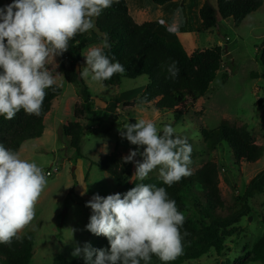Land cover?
<instances>
[{"label": "rangeland", "instance_id": "rangeland-1", "mask_svg": "<svg viewBox=\"0 0 264 264\" xmlns=\"http://www.w3.org/2000/svg\"><path fill=\"white\" fill-rule=\"evenodd\" d=\"M206 0H173L163 6L154 5L151 0H126L133 18L143 16L144 21H158L156 31L167 40H179L187 52L220 46L223 61L219 73L208 92L195 104L180 123L173 122V115L165 110H156L154 103L136 104L125 108L126 103L138 100L148 84V77L123 79L117 86H105L102 82L83 79L95 109L99 111L96 119H81L87 128L82 138L80 151L84 158L78 157L70 147L69 137L63 127L74 120V107L82 103V87L66 82L58 56L50 58L46 67L51 71L62 95L53 102V108L46 116L43 135L24 143L19 153L22 159L35 162L44 174L52 167H59L56 176L47 177V184L35 205L33 221L21 232L34 234L32 259L29 264H52L57 255L68 260L76 246L85 242L95 247L102 236L86 230L92 210L86 202L93 195L107 197L120 191L116 180L99 168L104 154L117 150L124 157L136 145L128 143L120 136L123 124L136 123V119L151 120L158 129L171 124L176 134L187 138L192 146L189 166L191 173L207 162H214L218 168L219 188L224 200V208L217 212L228 217L231 227L237 232L230 237L228 247L222 255L213 250L195 261L186 264H262L250 263V251L264 235V194L250 196L247 193L251 180L264 171V153L254 163L236 161L231 149L224 142L214 146L207 143L201 129L213 130L222 122L231 126L246 125L255 143L264 148V78L258 61V47L264 41V0L262 6L249 14L236 26L232 18L219 19L218 27L210 32L202 30L199 9ZM214 3V0H209ZM13 0H0V8ZM94 19V18H93ZM88 35H91L89 30ZM102 43L90 45L83 53L79 72L86 67L88 50L102 47ZM131 113V114H129ZM162 131L159 133L161 134ZM141 151L143 148L141 147ZM136 159H142L137 157ZM130 182H139L133 176V163L128 166ZM159 177L158 170L148 177ZM86 190V192H85ZM82 193H84L82 195ZM251 208L249 215L240 213L243 207ZM198 227L197 216L190 207L184 210Z\"/></svg>", "mask_w": 264, "mask_h": 264}, {"label": "clouds", "instance_id": "clouds-1", "mask_svg": "<svg viewBox=\"0 0 264 264\" xmlns=\"http://www.w3.org/2000/svg\"><path fill=\"white\" fill-rule=\"evenodd\" d=\"M114 2L119 0H13L0 8V116L11 120L21 110L40 116L45 90L56 83L47 62L67 51L78 33L93 29V18ZM110 47L105 34L102 47L88 50L82 79L103 82L125 73L115 57L105 54L104 49ZM165 68L169 78L179 75L176 61ZM119 132L137 146L122 159L134 164L133 176L138 180L158 170L159 179L171 187L191 175L192 146L171 124L158 129L151 120L136 119L134 124H123ZM46 184L41 167L0 144V244L21 239L19 233L33 221ZM135 185L123 198L120 193L95 194L86 202L92 210L86 230L107 237L110 249H95L85 242L74 248L72 256L82 255L85 264H149L153 256L169 264L182 254L189 233L181 232L185 216L175 200L165 187Z\"/></svg>", "mask_w": 264, "mask_h": 264}, {"label": "trees", "instance_id": "trees-1", "mask_svg": "<svg viewBox=\"0 0 264 264\" xmlns=\"http://www.w3.org/2000/svg\"><path fill=\"white\" fill-rule=\"evenodd\" d=\"M173 0H151L154 5L163 6ZM206 0L199 9L202 30L210 32L218 27L219 19L232 18L239 26L251 13L259 9L263 0ZM95 27L88 33L77 34L69 41V48L58 56L60 65L64 68L63 75L67 83L78 84L82 87L80 106H75L74 120L63 127L64 134L69 137L70 147L78 157L84 158L80 145L87 128L81 123L84 117L96 119L99 115L95 109L94 100L87 89L77 64L81 63L84 51L92 44L102 43L107 34L110 49H104L110 58L115 57L126 69L124 74H114L110 79L102 82L105 86H117L123 79L148 77V84L138 100L124 105L125 108H134L136 104L148 105L154 103L156 110H165L173 115V122L180 123L186 117L190 105L200 100L210 89L216 79L223 61L222 48L214 46L204 50L187 52L179 40H167L156 31L158 21L135 22L129 13L126 0H119L111 7L103 10L99 17L94 18ZM258 61L262 67L264 78V41L257 49ZM172 61L177 62L179 75L169 78L165 65ZM2 71V70H0ZM46 96L40 116L28 115L23 110L7 120L0 116V144L5 148L19 151L20 147L31 140L43 135L45 118L52 110L55 99L62 95V89L54 84L46 89ZM131 114V113H129ZM208 144L224 142L231 149L236 161L254 163L259 160L264 148L257 145L246 125L231 126L222 122L213 130L201 129ZM162 135V133H161ZM130 143V142H128ZM124 156L117 152L104 154L95 163L104 172L112 176L123 194L135 184H155L165 187L169 198L175 200L178 210L184 215V210L190 207L197 216L199 226L185 217L181 232L189 233L183 240V252L169 264H186L200 259L213 250L222 255L228 247L237 228L231 227L228 217L218 214V209L224 208V200L219 188V175L216 163L207 162L191 175L183 177L171 187L164 185L159 177L148 178L139 182H130L128 179L130 163H124ZM248 195L264 194V171L257 174L250 182ZM240 213L249 215L251 208L243 207ZM19 241L13 239L11 245L0 244V264H29L32 259L34 234L25 233ZM93 247V246H92ZM95 249H110L107 237L102 236ZM250 263L264 264V235L254 244L250 251ZM52 264H85L83 256L68 260L57 255ZM141 264H144L142 261ZM149 264H163L158 257L153 256Z\"/></svg>", "mask_w": 264, "mask_h": 264}, {"label": "built area", "instance_id": "built-area-1", "mask_svg": "<svg viewBox=\"0 0 264 264\" xmlns=\"http://www.w3.org/2000/svg\"><path fill=\"white\" fill-rule=\"evenodd\" d=\"M59 172V167H52L51 169H48L45 173L47 177L56 176Z\"/></svg>", "mask_w": 264, "mask_h": 264}, {"label": "crops", "instance_id": "crops-1", "mask_svg": "<svg viewBox=\"0 0 264 264\" xmlns=\"http://www.w3.org/2000/svg\"><path fill=\"white\" fill-rule=\"evenodd\" d=\"M139 18H143V16H139V17H137V18H133L134 20H135V22H137V23H139V24H141V23H143V22H145L144 20H142V19H139ZM56 100V99H55ZM54 100V101H55ZM58 100V99H57ZM53 108V107H52ZM49 114V113H48ZM47 114V115H48ZM46 119V118H45ZM45 129V128H44Z\"/></svg>", "mask_w": 264, "mask_h": 264}, {"label": "water", "instance_id": "water-1", "mask_svg": "<svg viewBox=\"0 0 264 264\" xmlns=\"http://www.w3.org/2000/svg\"><path fill=\"white\" fill-rule=\"evenodd\" d=\"M76 67H77V71H78V73H79V64H77Z\"/></svg>", "mask_w": 264, "mask_h": 264}]
</instances>
